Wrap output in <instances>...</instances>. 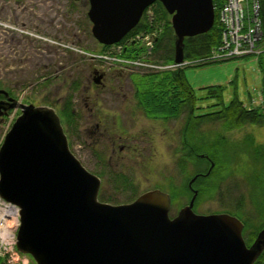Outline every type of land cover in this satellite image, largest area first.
<instances>
[{
    "label": "rangeland",
    "instance_id": "374dc122",
    "mask_svg": "<svg viewBox=\"0 0 264 264\" xmlns=\"http://www.w3.org/2000/svg\"><path fill=\"white\" fill-rule=\"evenodd\" d=\"M154 8L156 11L153 12ZM87 10L86 0H0V89L8 91L21 103L47 106L55 111L69 150L88 172L100 180L97 193L100 202L126 204L147 190L157 188L169 193L174 188L178 194L175 202L171 199L169 209V216L173 217L192 195L182 184L185 182L187 186L193 177H185L193 167L186 164L183 171L178 165L180 130L182 137L188 110L180 108L175 117H164L158 111L146 113L134 97L132 79L134 75L156 73L153 72L155 69L150 72L142 68L118 72L115 66L106 68L104 63L112 59L108 55H105V62L98 63L79 54L75 49L93 53L101 49L90 33ZM150 12L158 17L160 7L155 5ZM213 48L215 46L211 50ZM192 66H176L177 69L172 71L182 70L193 91L194 115L220 108L215 105L220 101L210 93L212 87H220L223 104L237 97L246 108L259 109L260 105H251V99L264 96V76H261L264 66L257 67L253 57ZM95 67L102 68L105 73L98 86L92 80ZM66 100L74 114L72 123L66 122L62 116ZM18 113V110L13 112L11 118ZM7 125L8 118L0 119V143L8 130ZM200 131L207 138L217 131L238 149L248 135L255 144H264V124L225 131L220 123H204ZM198 138L196 133V145ZM237 152V156H233L234 152L230 151L234 163L229 170L221 171V174L228 175L218 189L211 192L212 195L199 196L193 210L198 214L221 213L236 211L235 204H239L235 216L252 218L254 223L260 224L264 218L259 219L249 195L263 205L264 188L246 185L244 180L252 172L245 165L247 156L239 150ZM259 209L264 217V209ZM17 227V218L11 215L3 231L8 249L5 258L15 264H34L29 256L14 253Z\"/></svg>",
    "mask_w": 264,
    "mask_h": 264
},
{
    "label": "water",
    "instance_id": "95a60500",
    "mask_svg": "<svg viewBox=\"0 0 264 264\" xmlns=\"http://www.w3.org/2000/svg\"><path fill=\"white\" fill-rule=\"evenodd\" d=\"M86 1L90 33L104 46L160 3L170 17L174 63L183 60L185 38L214 24L212 0ZM102 77L94 71L93 83ZM0 95V119L19 111L0 144V200L16 208L14 246L34 264H254L263 252L264 225L246 245L237 217L194 212L196 175L187 183L192 195L173 217L170 195L157 188L126 204L100 202V180L69 150L55 111L21 103L4 89Z\"/></svg>",
    "mask_w": 264,
    "mask_h": 264
},
{
    "label": "trees",
    "instance_id": "16d2710c",
    "mask_svg": "<svg viewBox=\"0 0 264 264\" xmlns=\"http://www.w3.org/2000/svg\"><path fill=\"white\" fill-rule=\"evenodd\" d=\"M224 0H212L214 5V24L212 28L204 34L188 37L184 39L183 56L184 58L203 57L209 54L211 48L216 46L220 41L221 28L217 22V14ZM156 20L162 21V31L155 45L154 56L157 60L164 63L173 61V40L174 35L169 24V18L162 6ZM260 5V20H261V44H264V0H259ZM148 29V25L140 21V23L129 32V35L141 29ZM104 46H101L103 48ZM263 67L260 61L256 66ZM261 76H264V67L261 69ZM132 82L134 84V97L137 99V104L146 112H162L164 117L177 115L180 108H187V116L184 122L182 137H181V153L178 156V165L181 170L185 171V165L193 167L192 172L185 174L187 176L196 175L193 186L197 188V195L194 201V207L197 204L198 197L212 193L218 189L219 184L225 179L228 174H221V171L229 170L234 163V155L244 153L247 156L245 165L250 167L252 175L245 178L246 185L252 188L261 185L264 188V144H255L252 138L248 135L243 138L240 143V149L235 147L223 134L213 131L211 137L202 136L200 126L204 123H220L225 131L239 129L245 125L260 126L264 124V96L261 97L262 104L259 109L246 108L242 101L234 97L227 104L221 102L220 87L210 88V93L216 96L220 101V108L216 111L207 112L200 115H194V100L193 91L185 81L182 70L176 71H161L159 73H147L145 75H134ZM215 93V94H213ZM213 105V106H215ZM62 116L66 122L72 123L74 114L71 110L70 103L66 100L61 110ZM166 113V114H165ZM199 134L196 145L195 135ZM230 151L234 152L233 156ZM213 163V167L209 173V163ZM204 163V166L201 165ZM190 176V177H191ZM183 188H187L185 182ZM186 186V187H185ZM212 192V193H211ZM177 191L172 188L169 195L173 202L176 201ZM189 195V194H188ZM250 204L259 219H263V212L259 208L264 209L255 197L249 195ZM236 211H226L234 215L238 213L239 204H235ZM233 212V214L231 213ZM237 217V216H236ZM238 218V217H237ZM243 223L242 235L245 243L248 245L254 239L258 230L264 225V220L259 224L254 223L252 218H238ZM254 264H264V250Z\"/></svg>",
    "mask_w": 264,
    "mask_h": 264
},
{
    "label": "built area",
    "instance_id": "2783aa9c",
    "mask_svg": "<svg viewBox=\"0 0 264 264\" xmlns=\"http://www.w3.org/2000/svg\"><path fill=\"white\" fill-rule=\"evenodd\" d=\"M260 5L259 0H224L219 8L217 22L221 28L220 41L208 55L194 58V60L183 61L180 64H172L171 66L161 63L150 62L153 43L160 34L162 26L155 23L153 15L147 12V21L152 25L150 32L136 34L132 41L139 44L143 48L140 56L135 58H121L119 56L121 46H113L103 53L90 54L86 53L91 60L97 62H105V55L112 58L106 65L108 67H117L119 69L144 68L148 70H167L177 69L176 66L182 65H198L208 62H217L232 58L253 56L260 57L264 65V44H261V20L259 16ZM149 37V38H147ZM151 39V40H150ZM104 65V66H105ZM261 94V93H260ZM258 95V94H256ZM252 98V97H251ZM251 105H261L262 98L251 99ZM16 210L4 203L0 202V260L7 254V247L4 242L1 228L6 219L11 215H15ZM7 217V218H6ZM12 250V248L10 249ZM0 264H15L12 260L7 259Z\"/></svg>",
    "mask_w": 264,
    "mask_h": 264
},
{
    "label": "flooded vegetation",
    "instance_id": "af4514ba",
    "mask_svg": "<svg viewBox=\"0 0 264 264\" xmlns=\"http://www.w3.org/2000/svg\"><path fill=\"white\" fill-rule=\"evenodd\" d=\"M8 92V91H7ZM8 94L10 95V93L8 92ZM11 96V95H10ZM3 98V96L2 95H0V99H2ZM181 129V128H180ZM179 155H180V153H181V130H180V137H179ZM121 150V149H120Z\"/></svg>",
    "mask_w": 264,
    "mask_h": 264
}]
</instances>
